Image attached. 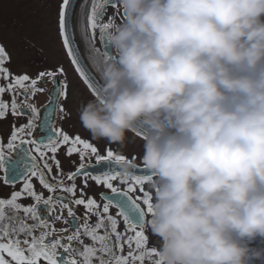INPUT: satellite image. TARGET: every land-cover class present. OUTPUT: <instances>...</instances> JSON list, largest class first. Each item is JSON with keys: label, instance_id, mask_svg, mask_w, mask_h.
<instances>
[{"label": "clouds", "instance_id": "obj_1", "mask_svg": "<svg viewBox=\"0 0 264 264\" xmlns=\"http://www.w3.org/2000/svg\"><path fill=\"white\" fill-rule=\"evenodd\" d=\"M119 5L81 125L142 139L162 264H264V0ZM120 166L126 179L138 167Z\"/></svg>", "mask_w": 264, "mask_h": 264}, {"label": "snow or ice", "instance_id": "obj_2", "mask_svg": "<svg viewBox=\"0 0 264 264\" xmlns=\"http://www.w3.org/2000/svg\"><path fill=\"white\" fill-rule=\"evenodd\" d=\"M78 10L88 54L101 52L100 42L105 58L111 59L107 35L120 5L117 0H90V9L77 0H61L58 5V29L66 54L90 93L98 95L101 84L86 70L75 35ZM15 68L13 54L0 43V183L11 188L7 196H0V264H162L144 231L146 216L152 213L151 194L145 189L151 175L122 177L114 166L133 159L111 148L100 154L92 143L63 128L70 112L60 103L68 98L62 67L39 71L34 78L17 74ZM49 81L51 99L40 109L33 100L46 91L41 82ZM21 116L29 118L17 124ZM57 119L61 127H55ZM38 128L45 133L39 139ZM62 148L72 164L67 173L59 158ZM74 154L76 162L70 159ZM93 158L96 166L110 167L93 172ZM89 179L109 190L99 194L103 203L88 196ZM114 181L124 187L114 186Z\"/></svg>", "mask_w": 264, "mask_h": 264}, {"label": "flooded vegetation", "instance_id": "obj_3", "mask_svg": "<svg viewBox=\"0 0 264 264\" xmlns=\"http://www.w3.org/2000/svg\"><path fill=\"white\" fill-rule=\"evenodd\" d=\"M5 8L0 13V43H3L6 48L13 54V59L16 64L15 72L17 74H28L30 77L38 75L39 71L53 70L58 68L64 69L63 82L68 85V98L67 101L61 99L60 103H65L68 111L70 112V118L63 122V128L70 134H79L82 139L87 140L98 148L100 154H106L107 149L111 148L117 155H125L126 157L136 161L138 167L134 170L133 175H151V172L146 169L141 162L140 157L143 152V141L139 137H134L129 134V139L124 145L112 144L106 140H95L90 133L83 128L78 117V110L82 103H86L92 99V95L86 85L83 83V78L75 70V66L71 63L70 58L66 54V50L62 44V38L59 35L58 29V5L61 0H5ZM119 3V0H117ZM84 8L90 9V0H81L78 2ZM14 9L23 12V21L16 18ZM108 13L112 12V9L107 10ZM123 19V12L120 8L119 13L116 16L115 22H120ZM81 15L79 10L77 11V26L75 35L79 41V47L81 49L80 55L85 59L86 70L96 75V79L102 84L99 74L93 63V54H88L87 41L82 37L79 31V23ZM97 47L100 48L103 53L104 48L100 42H97ZM109 48V54L113 55L112 50ZM42 86L46 88V91L37 93L33 102L40 109H43L48 101L51 99L50 91L53 88V83L49 81ZM5 99H8V95L5 94ZM58 107V105H57ZM28 116H21L17 119V124H23L27 121ZM55 127H61L59 119L55 121ZM39 128L36 131V138L39 139L44 136ZM65 149L62 148L59 153L61 159V166L67 173L72 164L69 163L68 158L65 157ZM72 162L78 160V156L74 154L71 158ZM91 163L95 166L91 169L93 172H101L107 170L110 166L107 164L95 165V159L93 158ZM121 166L115 165L114 170L120 171ZM82 177L79 178L76 183L79 186ZM34 183H37L34 180ZM66 183H69L66 181ZM114 186L124 187L119 181H114ZM89 188L87 190L90 198H95L98 203H103L100 193H109L106 186L96 185L95 181L89 179ZM150 181L146 182L145 189L150 192ZM21 184L17 183L16 188H20ZM139 187V186H137ZM11 188L0 183V196H7ZM151 194V193H150ZM135 195V194H134ZM143 206V205H142ZM146 207V206H145ZM82 210V209H81ZM151 214L146 216L150 217ZM145 234L149 237V247L159 248L158 240L151 234L145 224ZM259 243V242H257ZM147 264V262H146ZM260 264V262H257Z\"/></svg>", "mask_w": 264, "mask_h": 264}, {"label": "rangeland", "instance_id": "obj_4", "mask_svg": "<svg viewBox=\"0 0 264 264\" xmlns=\"http://www.w3.org/2000/svg\"><path fill=\"white\" fill-rule=\"evenodd\" d=\"M6 4L7 3H6L5 0H0V13L1 14H4L5 13V12H1V11H2V9L5 8V5ZM14 13H15L16 18L21 19V21H23V12H20V11L14 9Z\"/></svg>", "mask_w": 264, "mask_h": 264}, {"label": "water", "instance_id": "obj_5", "mask_svg": "<svg viewBox=\"0 0 264 264\" xmlns=\"http://www.w3.org/2000/svg\"><path fill=\"white\" fill-rule=\"evenodd\" d=\"M81 0H77V3L80 2Z\"/></svg>", "mask_w": 264, "mask_h": 264}]
</instances>
